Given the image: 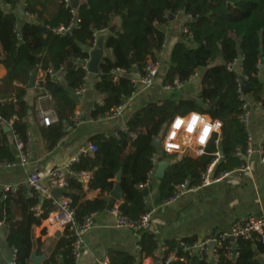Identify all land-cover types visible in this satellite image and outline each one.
Here are the masks:
<instances>
[{"label":"trees","instance_id":"obj_1","mask_svg":"<svg viewBox=\"0 0 264 264\" xmlns=\"http://www.w3.org/2000/svg\"><path fill=\"white\" fill-rule=\"evenodd\" d=\"M56 7L46 18L47 12L36 9L38 0H29L26 12L34 20L21 19L17 9L18 0H4L0 5V46L2 66L9 80H0V164L12 163L16 154L11 148L2 125L12 124L14 135L27 139L28 116L40 93L44 89L56 101L59 123L42 128V135L51 151L65 134V127L74 126V113L78 106L76 91L87 84L88 73L85 62L90 60L94 35L107 33L105 48L111 50L112 58L104 57L99 73L95 77L94 89L103 96V105H95L92 119H100L113 108L121 105L136 91V82L131 75L136 67L141 74L150 59L157 60L163 42L167 39L162 27L178 15L191 16L186 23L189 36L181 34L170 55L163 73L162 84L173 91L185 86L199 73L200 88L194 98L151 101L134 111L127 123V130L117 136L95 135L91 144L98 151L93 156L83 154L79 161L70 165L76 174L92 173L90 190H100V197L83 201L80 194L83 184L68 177V191L76 220L92 213H103L107 209L109 196L116 185V176L121 172L120 188L122 203L118 213L139 219L147 213L145 191L139 186L155 169L154 155L158 148L153 143L165 135L166 128L176 116L196 112L222 123L220 135H214L205 153L199 157L183 156L172 163L159 186L162 202L175 194V186L189 179H196L216 159L220 147L223 157L215 174L239 168L242 162L236 158V149L245 150L248 133L239 120L240 80L244 78L249 87L248 95L261 102L263 85L258 78L261 61L260 49L264 50V0H86L77 10L81 20L72 35L59 36L52 29L68 26L72 16L63 0H45ZM11 11H5V7ZM125 16V20L123 17ZM114 18L121 19V28L114 33L109 29ZM48 28L44 33L40 26ZM190 37V38H189ZM135 64H131V58ZM42 71L41 78L28 90L32 71ZM125 69L129 75L114 79V71ZM203 69L206 71L202 73ZM49 71L51 73H49ZM38 74V72H37ZM62 77L63 80L59 81ZM246 96V95H244ZM219 139V147L215 145ZM171 158V157H168ZM71 176V175H70ZM196 180L194 181V183ZM43 209L36 216V207ZM53 200L33 192L27 197L24 189L9 192L0 197V222L9 227L7 242L17 252V264H28L33 251V228L54 212ZM17 222V224H15ZM56 250L45 264H74L72 253L73 233L69 228ZM194 240H185L192 244ZM139 257L121 251H110V264H142L143 259L154 257L158 250L156 241L144 234ZM170 249H177L180 242L167 241ZM237 257H230L232 243L225 242L219 250L218 261L208 263L199 256H189L180 249L179 259L172 264H264V244L255 240H238Z\"/></svg>","mask_w":264,"mask_h":264},{"label":"crops","instance_id":"obj_2","mask_svg":"<svg viewBox=\"0 0 264 264\" xmlns=\"http://www.w3.org/2000/svg\"><path fill=\"white\" fill-rule=\"evenodd\" d=\"M18 1L19 6L21 4L25 6L26 14L22 17L19 13L18 6L17 12L20 18L24 19L28 17L34 20L35 17L31 18L26 12V6L29 0ZM85 1L79 0L78 8ZM2 3H4V0H0V5ZM44 8L47 11L44 13L47 19L50 18V14L56 11L54 5L46 3L45 0H38L36 9L42 12ZM5 11L10 12V7L6 6ZM185 21L186 17L180 14L170 19L167 26L161 28L165 31L167 44L170 48L169 58L164 59L166 55L165 50L160 74L154 86L144 90H139L137 87L134 94L126 99V109L122 116L116 119H92L91 113L95 109V105H103L104 98L95 91V79L91 81L88 74L86 89L78 97L79 104L74 113L75 116L79 113L81 119L73 127L66 125L64 136L51 151L47 150V142L42 135L43 126L35 115V108L41 105L45 110H52L54 112L53 124L59 123V109L57 107V101L49 93L35 86L40 96L37 98L35 105L32 106V111L27 119L29 124L28 134L30 136L29 164L24 168L18 167L15 169H7L0 164L1 197L4 196L3 193L6 187H11L13 192L24 189L26 196L30 197L31 193L28 188V179L32 174H38L42 179V184L48 186L49 174L79 161L83 155L80 154V150L82 147L91 144L89 141L91 137L95 135H117L119 137L120 132L127 130V123L134 111L143 105L151 101H162L170 98L179 100L182 98L196 97L200 88L199 77L176 91H169L162 84L164 70L169 64L174 45L181 40L182 28ZM112 26L116 27L115 31L120 30L121 19L114 18ZM106 37V32L103 31L100 33L97 36L96 46L98 41L102 40L104 45L103 57L112 58L111 50H106L105 48ZM96 46L90 49V56ZM3 57L0 46V58ZM159 58H161L160 52L158 55ZM41 78H44V73L38 71L36 85ZM258 78L263 85V100L257 102L248 94L245 96L250 109L247 133L256 150L264 149V64H259L258 66ZM114 79L117 80L115 77ZM0 80L4 81V83L9 80L7 71L2 66H0ZM12 124L13 122L9 125L4 124L2 127L8 135L7 139L11 148L16 154L15 135L12 131ZM217 152L220 153L221 159L223 157L222 149L219 147ZM156 154L154 174L157 170L159 160H167L171 165L174 162L181 161L183 157L182 155H174L168 158L163 155L160 147ZM86 155L93 156L94 154L89 153ZM250 166V171L246 173L232 172L225 179L199 190L186 193L177 201L168 204L160 200L159 186L161 182L153 175L150 187L145 190V205L147 213L151 214V226L144 234L151 236L156 241L158 250L155 252L154 257L143 259L142 264H153L161 246L166 244L167 241L181 242L194 240L193 242H202L220 232L228 231L234 222L248 215H264V162L261 161L258 153H255L251 158ZM66 176L67 179L68 177L77 178L83 184V192L80 194V198L83 201H90L100 197V190L89 189L88 184L92 178V173H67ZM65 194L60 198H67ZM52 199L54 198L52 197ZM42 201H44V197H42ZM121 203L122 199L115 203L114 209L111 212H108L106 209L103 213H96L94 227L85 236V246L81 249L78 259H74V264H98L101 259H109L110 251H121L131 256L139 257L140 254L136 251V241L132 232L126 228L117 227L116 225L118 208ZM38 210L41 217L43 213L42 207L39 206ZM55 211L50 213L48 218L42 220L39 226L33 228L34 246L32 253L34 252L38 257H44V260L40 264H45L49 260L64 236L63 230L58 229L54 224L53 215ZM8 232L9 227L3 224L0 227V264H10L14 252L7 242ZM58 260L60 264H64L61 258ZM28 264L37 263L32 262L30 259Z\"/></svg>","mask_w":264,"mask_h":264},{"label":"built area","instance_id":"obj_3","mask_svg":"<svg viewBox=\"0 0 264 264\" xmlns=\"http://www.w3.org/2000/svg\"><path fill=\"white\" fill-rule=\"evenodd\" d=\"M63 3L65 5V8H67L72 16L71 22L68 26H61L59 28L52 29V32L59 36H67L71 34L75 29L79 28V25L81 23V20L78 16L77 9L73 8L71 4V0H63ZM31 18H33L32 15H29ZM188 21L192 20L191 16L187 17ZM186 22V21H185ZM182 31L184 34L189 36V29L185 26V23L183 25ZM95 39L93 42V47L96 46L97 43V34L94 35ZM190 38V37H189ZM167 45V40H165L162 44V47L160 49V56L161 58L154 60L150 59L145 67L143 68V71L141 74L137 73L136 78L138 80H134L136 82V89L137 87L139 90L148 89L150 87H153L156 79L158 78L160 74V69L162 66V58L165 53ZM88 62H85L84 69L88 72ZM49 73H51L49 71ZM129 75L128 71L125 69H117L114 71V77L116 79ZM131 75L134 77L133 71ZM199 73H196L194 77L192 78V81L197 79L199 77ZM86 89V85H84L82 88H80L78 91H76V96L80 97ZM165 89L171 91L173 88L171 87H165ZM239 93L241 94L240 97V116L239 120L244 125V127L247 130L248 123L250 120V109L246 102V98L244 94L242 93V89L240 86ZM126 109V102L124 101L121 105L113 108L108 114H106L103 119H116L120 116H122L124 110ZM193 113V112H192ZM196 113V112H195ZM35 115L40 120V124L43 127H49L53 125V115L54 112L52 110H45L41 105H38L37 108H35ZM202 116H206L203 114H200ZM187 116V115H186ZM177 117V116H176ZM175 117V118H176ZM184 117V116H181ZM211 122L216 123L218 122L220 127L217 130H214L210 133L209 138L206 140L204 144H200L197 140L199 129L194 130L192 134H187L184 132L183 128L180 130H177V136L168 139L171 131V125L174 122L175 118L170 121L168 124V128L165 132V135L161 138V147L160 150L163 153V155L167 157H171L174 155H182V156H201L205 153V150L211 140L213 139L214 135H220L222 123L220 121H214L209 116H207ZM81 119V116L79 113L77 115H74V123H77ZM117 136V135H116ZM186 136H190V139H185ZM166 142L176 145L175 148L169 150L166 148ZM219 139L216 140L215 145L219 147ZM15 148H16V159L12 163H2L1 165L4 166L7 169H15L18 167H26L29 164V157H30V136L27 134V139L22 140L15 136ZM98 151L97 146L94 144H90L88 146L82 147L80 150V154H94ZM255 153H258V155L261 158V161L264 162V149L256 150L254 149L252 145V140L248 136V144L245 150L238 148L236 149L235 156L238 158L243 164L236 168L233 171L220 173L218 175L215 174L216 166L220 159V153H216V159L208 166L206 171H203L199 173V175L196 177V179L192 180L189 179L186 182L176 185L175 186V194L174 196L168 200L165 201L166 204L177 201L181 196H183L186 193L193 192L196 190H199L203 187L210 186L211 184L215 182H219L226 177H228L232 172H241L246 173L250 171V160L255 155ZM157 154L154 155L153 160L155 161V157ZM70 165H67L63 169H59L57 171H54L49 174L48 176V186H44L42 184V179L38 174H32L28 179V188L30 193L33 192L37 193L38 195H41L44 198L52 199L51 197V191L56 188H65L68 189V179L66 174H73V172L70 171ZM154 172H151L145 181V183L141 184L139 186L140 190H147L150 187L152 178H153ZM196 182L194 183V181ZM9 192H13L11 187H6L4 189V197ZM53 200L54 207L56 208V211L53 215L54 224L58 227L60 230H65L66 228H69L70 231L73 233V245H72V253L74 256V259H78L79 253L81 249L85 246V236L87 233L94 227V218L96 216V213H92L89 215H86L81 222H78L76 220V214L74 209L71 208V200L69 198H60V200ZM36 216L40 218V212L38 210V207H36ZM3 225L2 222H0V227ZM117 227H122L130 230L132 232V235L136 241V251L141 252V240L142 236L145 232H147L151 226V214L145 213L142 215L139 219H132L129 216H123L121 214H117V220H116ZM259 240L264 244V215H248L244 218H242L239 221L234 222L231 229L228 231L220 232L213 237L206 239L202 242H194L192 244H187L185 242H180V246L177 249H170L168 245L163 244L161 246L158 255L155 257L153 264H172V262L179 259L180 249L183 253L189 256L197 255L202 260L207 261L208 263H215L218 261L219 256V250L223 247L224 243L229 241L232 243V247L230 248V257L236 258L237 257V246L236 243L238 240H246V241H252V240ZM17 252L14 251L12 254V258L10 261V264H17ZM98 264H110L109 259L104 258L101 259Z\"/></svg>","mask_w":264,"mask_h":264},{"label":"water","instance_id":"obj_4","mask_svg":"<svg viewBox=\"0 0 264 264\" xmlns=\"http://www.w3.org/2000/svg\"><path fill=\"white\" fill-rule=\"evenodd\" d=\"M71 4H72L73 8L77 9L78 8V4H79V0H71ZM19 13H20V15L22 17H24L26 15L25 14V6L23 4H21L19 6ZM123 19L125 20V16L123 17ZM171 19H173V18H171ZM40 29L44 33L48 32V28H46L43 25L40 26ZM115 30H116V27L112 26L109 29V32L110 33H114ZM69 35H72V33L69 34ZM103 52H104V45H103L102 40H99L96 48L91 52L90 61H89L88 65H87L88 66V72H89V79L91 81L94 80L95 77L99 73L100 64H101L102 60L104 59ZM260 54L262 56L260 64H264V50H263L262 47L260 49ZM131 64H133V65L135 64V59L133 57L131 58ZM205 71L206 70L203 69L202 73L205 72ZM37 72H38L37 69L32 71L31 76H30V82H29V85L27 87L28 90H31V89L35 88V78H36ZM137 73H138V70H137L136 67H134L133 68L134 80H138L136 78V76H135V75H137ZM62 80H63V78L60 77L59 81H62ZM240 86H241V89H242V93L244 95H247L249 93V87H248V85L246 83V80L244 78H241ZM7 130L10 131L9 128H7ZM153 146L155 148L161 147V138L156 139V141L153 143ZM169 166H170V162L169 161L163 160V159L159 160L158 163H157V170H156V172L154 174L155 178L158 179L161 182L164 179L166 171H167ZM121 176H122L121 172H119L117 174V176H116V179H115L116 185H115L112 193L110 194V199L108 200V205H107V211L108 212L113 211L115 203L121 201V199H122V192H121V188H120ZM65 193H67V189H65V188H56V189H53L51 191V196L54 199L60 200V197L63 194H65ZM0 197H1V195H0ZM58 235H60V233H58ZM30 259H31L32 262L40 264L44 260V257L43 256L42 257H38L33 252Z\"/></svg>","mask_w":264,"mask_h":264},{"label":"clouds","instance_id":"obj_5","mask_svg":"<svg viewBox=\"0 0 264 264\" xmlns=\"http://www.w3.org/2000/svg\"><path fill=\"white\" fill-rule=\"evenodd\" d=\"M220 125L218 122L213 123L207 116H202L199 113H189L187 116H177L171 125V131L168 139H172L177 136V130L183 128L187 134H192L194 130L199 129L197 140L200 144H204L209 138L210 133L214 130L219 129ZM185 139H190V136H186ZM166 148L171 150L176 145L167 143Z\"/></svg>","mask_w":264,"mask_h":264},{"label":"rangeland","instance_id":"obj_6","mask_svg":"<svg viewBox=\"0 0 264 264\" xmlns=\"http://www.w3.org/2000/svg\"><path fill=\"white\" fill-rule=\"evenodd\" d=\"M185 16V15H184ZM186 17V16H185ZM187 22H190V21H188L187 20V17H186V22H185V25H186V23ZM183 32V31H182ZM182 34V33H181ZM184 34V33H183ZM186 35V34H185ZM166 50V55H165V57H164V59H168L169 57V53H170V48L168 47V44H167V49H165ZM243 164V163H242Z\"/></svg>","mask_w":264,"mask_h":264}]
</instances>
